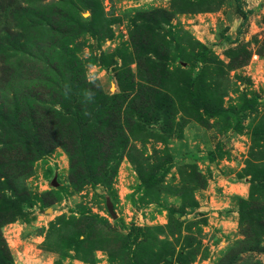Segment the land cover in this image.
I'll return each mask as SVG.
<instances>
[{
  "label": "rangeland",
  "instance_id": "obj_1",
  "mask_svg": "<svg viewBox=\"0 0 264 264\" xmlns=\"http://www.w3.org/2000/svg\"><path fill=\"white\" fill-rule=\"evenodd\" d=\"M1 61L0 264H264V0H0Z\"/></svg>",
  "mask_w": 264,
  "mask_h": 264
},
{
  "label": "trees",
  "instance_id": "obj_2",
  "mask_svg": "<svg viewBox=\"0 0 264 264\" xmlns=\"http://www.w3.org/2000/svg\"><path fill=\"white\" fill-rule=\"evenodd\" d=\"M244 20H245V17H244ZM4 63H6V68L10 67V64H8L6 61H1L0 62V64H4ZM216 114H223V115L231 118L232 122H233V126H236L239 123V120H240L239 116L236 115L235 113H232V112L218 111V112H216Z\"/></svg>",
  "mask_w": 264,
  "mask_h": 264
}]
</instances>
